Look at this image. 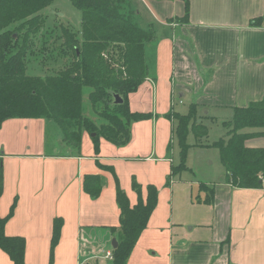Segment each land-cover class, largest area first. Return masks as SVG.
Returning <instances> with one entry per match:
<instances>
[{
  "label": "crops",
  "instance_id": "1",
  "mask_svg": "<svg viewBox=\"0 0 264 264\" xmlns=\"http://www.w3.org/2000/svg\"><path fill=\"white\" fill-rule=\"evenodd\" d=\"M147 2L160 15V27L170 33L165 44L167 82L160 99H167L169 106L187 100V112L195 105L197 114L204 117L212 115V110L233 111L264 99V19L259 26L252 25L254 18L264 16V0H188V20L180 25L170 21L183 15V0ZM155 41L156 80L147 78L141 89L143 94L152 89L156 100L157 35ZM130 109L138 111L131 104ZM156 117L152 113L153 126ZM45 125L40 118H10L0 127V216L8 213L15 197L17 200L5 234L25 238L26 264H47L53 220L61 218L53 264L110 263L117 247L113 248L112 240L118 239L111 227L118 226L120 213L113 177L97 167L95 157L44 153ZM144 127L140 126L141 147L132 154L115 156L116 160L99 156V162L114 167V162L146 156L149 164L156 165L155 153H164L163 146L157 145L160 135L154 127L149 132ZM34 133L36 144L29 141ZM259 140L263 144H256ZM245 144L264 147V136L247 139ZM166 159L160 162L159 177L164 182L159 183L163 185L158 189L156 207L126 264H264V187L240 188L208 178L195 184L172 178L165 186L171 164ZM85 174H101L107 180L96 199L82 189ZM122 187L135 193L130 189L131 179ZM211 187L212 200L206 202ZM142 190L145 196L144 186ZM107 251L111 258H105ZM6 261L12 264L0 250V264Z\"/></svg>",
  "mask_w": 264,
  "mask_h": 264
},
{
  "label": "trees",
  "instance_id": "2",
  "mask_svg": "<svg viewBox=\"0 0 264 264\" xmlns=\"http://www.w3.org/2000/svg\"><path fill=\"white\" fill-rule=\"evenodd\" d=\"M53 1L0 0V127L10 118L43 119L58 128L66 145L78 150L77 154L71 153L73 155H79L83 131L91 135L96 147L98 136L115 146H124L131 140L132 125L152 117L151 112L132 111L128 98L147 78L156 80L153 31L138 25L135 20L138 11L132 0H70L81 13L79 32L69 31L63 24L46 26L42 10ZM183 1L181 19L186 22L189 2ZM263 19L264 16L254 18L252 25L259 26ZM44 25L50 30L44 31L47 38L41 48L32 40L43 33ZM46 39L52 40L50 47L55 52L58 51L57 45L62 46L59 48L61 54L50 63L53 69H59L44 76L28 75L27 56L46 53ZM112 93L120 95L122 103L115 104ZM195 108L192 105L187 113L172 109L167 113L176 122L174 131L180 140L182 154L187 147L184 142L187 125L197 116ZM223 123L227 136L213 143L224 167L223 180L240 188L264 187V147L245 144L247 139L264 136V99L234 107L231 120ZM95 152L98 153V148ZM95 162L99 169L112 175L120 210L118 226L111 227L117 232L118 244L112 250V262L104 264H126L156 207L158 188L147 184L143 197L142 185L132 176L131 189L137 200L131 205L114 167L99 162L98 156H95ZM186 169L183 162L171 163L164 185L168 186L172 176ZM104 185L105 178L101 174H85L82 178V189L92 199L100 195ZM2 192L3 165L0 159V197ZM212 196L213 187L207 191L205 201L211 202ZM16 202L15 197L8 213L0 216V250L12 264H26L25 238L8 236L4 231ZM62 224L61 218L53 220L47 264L54 263V248Z\"/></svg>",
  "mask_w": 264,
  "mask_h": 264
},
{
  "label": "rangeland",
  "instance_id": "3",
  "mask_svg": "<svg viewBox=\"0 0 264 264\" xmlns=\"http://www.w3.org/2000/svg\"><path fill=\"white\" fill-rule=\"evenodd\" d=\"M147 1L148 0H132V4L135 10L138 11V14L135 16V20L137 21L138 25L143 28H150V30L153 31L154 36L156 37L157 35V39H159L157 56V58L159 57V65L157 60V88L159 90L157 95L158 99L155 100L156 96L154 95L152 89L150 93L145 90L143 94L141 88H143L144 85H141L136 92L129 95L128 100L130 101L129 105L131 104L133 109L138 111H151V113H155L157 115V125L153 126L151 120L152 117L135 122L133 125L134 132L131 135V140L126 145L120 147L109 143L101 136H98L96 147L91 135L88 132L83 131L81 146L79 149V155L81 156L113 157V160H116L115 156L117 157V155H121L123 153H131L134 148L136 149L141 147L139 136H141L140 126L142 124L145 126L143 131L146 132H149L154 127L158 135H160V141L157 143V145H162L164 148V153L157 151V153L154 155L153 160L157 161L156 165L149 164V161H146V156H143L142 158H126L128 161L125 159L122 161V163L114 162L113 164L114 168L118 171L117 176L119 177L118 179L121 188L125 191L127 196H130V201H134V203H136L137 200L136 194H133L131 190L127 192V190L122 187L123 183L125 182L129 185L130 179L132 176H134L136 180L144 187L147 184V181H151V183H153L156 187H159L158 189H161L163 183L161 185L159 183L164 182V179L159 177V171L162 168L160 162L167 160L166 158H169L173 165H178L183 162L188 168L183 170L181 173L172 176L173 180H180L183 183L187 182L192 184L204 182L207 178L223 180L225 174L224 167L220 162L219 150L213 146V143L219 138H226L227 128L223 125V122L231 120L232 118L231 109L212 110V115L208 114V116L205 117L202 114H197V116L192 118V121L187 125V131L184 140L185 144H187V147L185 152L182 154L180 140L177 138L178 136L174 131L176 122L172 121L167 116V113L169 109L179 113H187L189 102H187V100H184L183 103L175 101L171 102L169 106V101H167V99L159 98L160 91L167 82L168 62H166V56L168 54V50H165V44L169 39L168 35L170 33L167 31V28L164 27V29L163 27H160V15L153 10ZM42 14H44L45 17L46 26H52V24L55 23L56 25L63 24V26L67 27L69 31L73 30L75 33H78L80 30L81 13L76 7L72 5L70 0H54L42 10ZM182 16L183 15L173 18L170 22L180 25L184 22V19H181ZM46 26H43V33L40 36H35L32 40L37 47L42 48L44 45V38H47L45 37L46 34H44V31H46V29L50 30V28H46ZM45 42H47L46 53L27 56L26 73L28 75L44 76L59 69H53L50 63H52L54 58L61 54L59 52V48L62 46L57 45L58 51L55 52L50 47L52 40L48 41L46 39ZM86 100V93H84V105L87 107ZM87 113L91 115L89 111H87ZM44 122L46 124L43 138L44 153L77 154L78 150L70 148L61 139V134L54 124H47L46 121ZM196 131L198 133H196ZM30 140L32 144H36L35 133L30 136L29 141ZM261 141L262 140H259L256 144H263ZM20 143H22L21 139ZM96 148H98L97 154L95 152ZM115 163L117 167H115ZM129 170H131V172L126 173V171ZM123 174L124 178L122 176ZM106 181L107 180L105 178V182ZM202 188H205V186L203 185ZM158 192L160 193L161 191L158 190ZM4 264L11 263L6 261Z\"/></svg>",
  "mask_w": 264,
  "mask_h": 264
},
{
  "label": "water",
  "instance_id": "4",
  "mask_svg": "<svg viewBox=\"0 0 264 264\" xmlns=\"http://www.w3.org/2000/svg\"><path fill=\"white\" fill-rule=\"evenodd\" d=\"M112 96L114 98L113 102L115 104H119V103H122V97L116 93H112ZM112 246L113 248H115L117 246V242L115 239L112 240Z\"/></svg>",
  "mask_w": 264,
  "mask_h": 264
},
{
  "label": "built area",
  "instance_id": "5",
  "mask_svg": "<svg viewBox=\"0 0 264 264\" xmlns=\"http://www.w3.org/2000/svg\"><path fill=\"white\" fill-rule=\"evenodd\" d=\"M104 256H105V258H111L112 257L111 252H109V251H107Z\"/></svg>",
  "mask_w": 264,
  "mask_h": 264
}]
</instances>
